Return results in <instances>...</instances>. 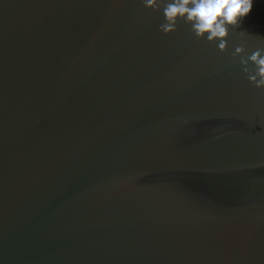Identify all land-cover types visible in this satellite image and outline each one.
<instances>
[{
  "label": "water",
  "instance_id": "water-1",
  "mask_svg": "<svg viewBox=\"0 0 264 264\" xmlns=\"http://www.w3.org/2000/svg\"><path fill=\"white\" fill-rule=\"evenodd\" d=\"M0 264H264V0H0Z\"/></svg>",
  "mask_w": 264,
  "mask_h": 264
}]
</instances>
